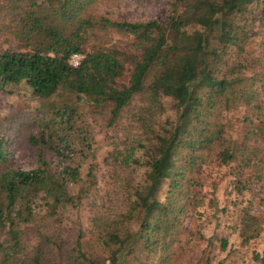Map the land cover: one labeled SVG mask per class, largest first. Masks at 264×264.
<instances>
[{
	"label": "trees",
	"instance_id": "obj_1",
	"mask_svg": "<svg viewBox=\"0 0 264 264\" xmlns=\"http://www.w3.org/2000/svg\"><path fill=\"white\" fill-rule=\"evenodd\" d=\"M94 1L0 0V91L22 85L47 110L32 119L39 127L27 135L39 146L35 167L8 164L0 136V264H169L179 245L180 214L210 150L222 163L255 174L262 168L254 130L264 129L258 90L264 84V0H169L163 19L133 21L94 15ZM108 33L122 40L111 43ZM256 36L255 71L247 76L245 48ZM72 54L80 55L76 65ZM165 98L174 118L159 123ZM77 99L107 110V126L139 103L126 118L138 123L140 136L109 153L123 173L118 183L125 198L116 213L91 215V242L81 241L78 230L64 252L60 241L44 235L27 259L24 233L36 199L49 216L79 200L66 185L77 180V169L58 171L41 157V147L57 151L55 128L72 126ZM240 105L241 137L229 138L222 112ZM255 220L244 215L243 242ZM218 241L225 250L227 239ZM126 254H133L128 261ZM252 259L264 264L257 252Z\"/></svg>",
	"mask_w": 264,
	"mask_h": 264
},
{
	"label": "rangeland",
	"instance_id": "obj_2",
	"mask_svg": "<svg viewBox=\"0 0 264 264\" xmlns=\"http://www.w3.org/2000/svg\"><path fill=\"white\" fill-rule=\"evenodd\" d=\"M168 9L169 0H95L91 6L94 15L129 21L163 19ZM108 35L111 43L122 40L114 33ZM260 38L252 37L246 45L244 70L247 76L255 71L253 58L258 55ZM76 55L80 58L79 54ZM258 90L262 91L263 100L264 84H260ZM163 102L166 109L158 118L159 123L174 118L170 101L165 98ZM72 103V126L68 131L56 127V138L51 137L57 140L58 152L41 147V157L58 171L64 166L77 169V180H67L66 185L70 195L78 196L79 200L75 205L65 204L56 214L49 216L42 201L36 199L34 218L26 225L24 233L27 259L33 255V248L42 242L44 235L60 241L64 252L69 251L78 230L83 234L81 241L90 238L91 242V215L100 210L116 213L115 207L121 206L125 198L118 183L123 173L119 172L121 169L117 164L111 162L109 153L122 150L125 144L140 136L138 123L126 118L137 110L139 103H133L112 126L106 125L107 110L95 109L83 99L72 100ZM46 113L41 100L31 97L22 85H8L0 91V136L4 140L8 164L13 168L28 170L37 165L39 146H31L27 135L35 133L39 127L31 126L32 119ZM242 114V105L222 112L227 137H241ZM254 137L259 144L257 158L262 163L256 174L235 163L220 162L215 148L207 154L201 174L194 180L186 207L180 214L179 245L169 264H259L252 259L253 254L257 252L264 257V129L256 128ZM141 153L142 149H138L135 156ZM247 213L256 220L252 222V231L246 232L248 240L243 242L242 219ZM219 237L227 239L225 250L219 248ZM136 244L137 249L139 241ZM133 254H126L125 259L130 260ZM49 257L48 254L46 258Z\"/></svg>",
	"mask_w": 264,
	"mask_h": 264
},
{
	"label": "built area",
	"instance_id": "obj_3",
	"mask_svg": "<svg viewBox=\"0 0 264 264\" xmlns=\"http://www.w3.org/2000/svg\"><path fill=\"white\" fill-rule=\"evenodd\" d=\"M79 57L76 54H72L70 57V63H72L73 65H76L78 62Z\"/></svg>",
	"mask_w": 264,
	"mask_h": 264
}]
</instances>
